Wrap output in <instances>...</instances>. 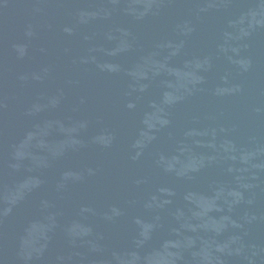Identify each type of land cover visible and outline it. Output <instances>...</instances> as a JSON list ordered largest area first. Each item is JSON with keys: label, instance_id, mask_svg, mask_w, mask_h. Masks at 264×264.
I'll use <instances>...</instances> for the list:
<instances>
[{"label": "water", "instance_id": "water-1", "mask_svg": "<svg viewBox=\"0 0 264 264\" xmlns=\"http://www.w3.org/2000/svg\"><path fill=\"white\" fill-rule=\"evenodd\" d=\"M0 264H264V0H0Z\"/></svg>", "mask_w": 264, "mask_h": 264}]
</instances>
